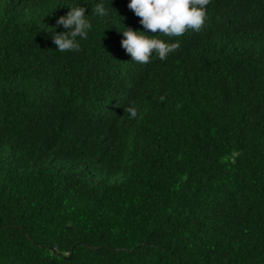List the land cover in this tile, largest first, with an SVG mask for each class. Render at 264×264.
Returning a JSON list of instances; mask_svg holds the SVG:
<instances>
[{"label": "trees", "instance_id": "16d2710c", "mask_svg": "<svg viewBox=\"0 0 264 264\" xmlns=\"http://www.w3.org/2000/svg\"><path fill=\"white\" fill-rule=\"evenodd\" d=\"M127 4L0 0V264H264V0H211L144 65Z\"/></svg>", "mask_w": 264, "mask_h": 264}, {"label": "clouds", "instance_id": "9594fccd", "mask_svg": "<svg viewBox=\"0 0 264 264\" xmlns=\"http://www.w3.org/2000/svg\"><path fill=\"white\" fill-rule=\"evenodd\" d=\"M210 3L211 0H128L127 7L139 17V24L144 31L133 30L121 23L123 28L116 30L121 34L120 45L135 63L147 64L153 54L164 60L180 44L178 40L164 41L156 34L172 38L180 37L188 30L199 31L207 19V5ZM67 8L66 14L59 16L46 32L57 51L78 52L79 40L87 39L92 25L85 14L86 6L75 5ZM93 11L101 18L108 15L103 3H95ZM59 27L64 30L57 32L56 28ZM127 112L131 118H136L135 106H129Z\"/></svg>", "mask_w": 264, "mask_h": 264}]
</instances>
